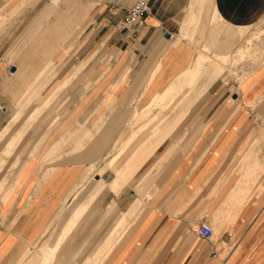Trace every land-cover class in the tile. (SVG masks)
Here are the masks:
<instances>
[{"label": "crops", "instance_id": "crops-1", "mask_svg": "<svg viewBox=\"0 0 264 264\" xmlns=\"http://www.w3.org/2000/svg\"><path fill=\"white\" fill-rule=\"evenodd\" d=\"M136 1L18 0L9 6V14H37L27 18L25 32L16 42L10 40V35L9 39L0 40V48H5L0 54V147L10 142V150H4L9 154L14 146H20L15 163L27 166L20 160L24 155L35 158L43 145L40 137H33L32 143L24 147L33 136L35 125L30 123L25 132H18L16 127L24 120L46 114L58 93L72 94L75 88L69 89L75 79L77 88L82 85L77 90L78 97H83L87 90V105L91 109L117 113L97 131L98 122L87 125L86 118L80 119L85 145L74 148L76 140L71 139L74 132L69 128L50 143L40 167L51 165L42 172L31 166L16 186L15 197L9 203V219L6 215V225L0 228V264L9 262L26 241L40 234L59 204L55 217L75 202L63 221L61 234L54 244L42 248L37 263L70 264L75 254L62 259L65 240L67 244L90 219L102 193L108 189L117 194L125 188L182 122L183 126L187 122V130L184 129L180 142L186 137L190 139L189 145L180 147L181 154L168 164L165 173L166 178L170 174L169 181L162 186L166 188L158 206L148 207L122 239L121 233L127 230L130 218L139 216L135 214L137 210H144L139 199H135L89 250L87 240L116 208L113 202L108 204L90 236L74 251L84 258L83 264H103L111 252L116 255L112 264H260L253 261L255 256L262 255L264 259V57L257 65H248L251 73L242 77L240 86L233 80L221 81L231 55L240 48L248 29L264 17V0H145L148 11L132 35L122 21ZM3 3L0 0V5ZM61 5L66 9L62 10ZM65 19L71 20L64 27ZM24 20L21 18L19 23ZM88 23L93 39L103 37L100 45H106L112 57L104 69L88 75L93 79L89 88V80H83L87 56L56 81L59 76L54 58L62 53L56 54V50L64 45L65 52L70 51L72 40ZM4 29L0 24V30ZM15 29L22 27L9 24L10 32ZM72 33L75 36L67 40ZM239 51L241 56L246 52ZM36 57L40 63L33 65ZM208 62L213 65L208 67ZM12 67H17L16 71ZM25 92H29L26 97ZM10 94L16 105L19 95L21 106L10 114L6 124ZM148 94L152 96L139 105ZM75 97L63 96L50 121L58 122L57 118L68 109L63 102H74ZM138 97L135 109L140 110L133 112V119L143 123L110 159L108 167L115 173L110 181L101 177L90 188H82L93 166L86 167L75 182L78 175L73 170L55 165L62 162L58 161L62 156L81 163L91 159L92 149L107 147L116 129L126 121L125 112L117 109L130 105L131 109ZM201 100L205 101L203 106L194 107ZM191 109L202 112V122H195V116L189 117ZM50 121L45 122L46 127ZM159 162L156 156L147 170L157 167ZM143 177L142 173L140 180ZM239 185L246 191L241 207L230 201L231 193ZM158 187L159 184L155 190ZM203 220L217 228L216 237L201 239L194 234V228ZM222 243L229 245L225 258L220 255L224 251L219 247Z\"/></svg>", "mask_w": 264, "mask_h": 264}, {"label": "rangeland", "instance_id": "rangeland-1", "mask_svg": "<svg viewBox=\"0 0 264 264\" xmlns=\"http://www.w3.org/2000/svg\"><path fill=\"white\" fill-rule=\"evenodd\" d=\"M1 1L4 3L0 5V14H1L0 24H2V27H5V29L0 30V40L9 39V35H10V40H13L14 42H16V40L18 39V36L25 32V29L23 28H25L26 24L28 23L26 22L28 21L27 18L28 17L32 18L33 16H36L37 14L29 15V16L9 14V6H11L12 3L13 4L16 3V1L18 0H12L10 4H9V0H1ZM48 1L50 0H42V3H45ZM61 8H63L62 10H65L66 6L61 5ZM21 18H25V20L24 22L19 23V20ZM70 20L71 19H65L64 27L67 26L66 23L69 22ZM12 23L15 24V27H22V29L21 30L15 29L14 31L10 32L11 30H9V24L12 25ZM75 33L76 31L74 32V34ZM74 34L72 33L70 37H68L67 40L75 36ZM76 36L72 40V48L70 49V51L65 52L64 45L63 47L58 48L56 50V54H60L62 52L60 55L54 58L55 64L58 66L57 75L59 76L56 81L62 80L63 77L67 75L70 68L74 67L78 63L79 60L87 56L86 63L88 67L86 69V73L84 75L83 80L84 79L89 80V85H88V88H89L92 84L93 79L87 78L88 75L90 77L93 72L101 71L102 69H104V67L107 66L108 64L107 63L108 58H111L112 55L108 54L106 45H100L103 37H99V38L96 37V40L93 39L94 35L92 33V27L90 26V23L87 24V26L85 27L82 33H79V35L77 37ZM186 41L192 43L193 40L192 41L186 40ZM263 44H264V17H262V19L257 24H255L253 27L248 29L244 38L240 42V48L233 55H231V60L226 65V68L228 70L226 69L224 75L221 78V81L226 79L225 81L231 82L233 80V81L238 82L240 86V84L242 83V80H241L242 77L249 76V74L251 73V70L248 69V65L249 66L257 65L264 57ZM4 49H5L4 47L0 48V54L2 50L4 51ZM241 49H244V51H246L245 54L242 56L239 54L240 53L239 50ZM95 50L97 51L96 54L94 53ZM250 60L253 62L251 63ZM32 63L33 65H38V63H40L39 58L38 57L34 58L32 60ZM48 64L50 66L55 65L54 63H48ZM211 64L213 65L212 62H208L207 66L210 67ZM8 69L9 68H6V72H8ZM16 69L17 67L14 68V71H16ZM51 80H53V78ZM73 81H74L73 83L74 85L71 86L69 89L71 91V88H75L72 94L69 95L68 93L66 95V93L65 94L58 93L59 95L57 96V98L54 99V102L50 105V108L47 110L48 112L46 114H44L43 116L37 117V118L32 117L28 120H24V123L21 126L16 127L18 132H19V129L22 132L24 129V132H25L26 130H28L27 128H29V125H31L30 123L35 125L32 128V131H33L32 133L34 134L31 137L30 141L25 143L24 147H27L29 144L32 143L31 141L33 137L35 138L40 137V140L41 141L43 140V145L41 146L38 152V155L35 158L34 157L31 158L29 156L27 157V155H24V157L20 160V161H23L24 164L26 163L27 166L25 165L22 166L21 165L22 162H20L19 164L15 163V154H16V151L20 149V146L18 145L14 146L12 149V152L9 154H6L4 150H10V147H11L10 142L2 144V148L0 147V228L1 226L6 225L5 223L3 224L4 218L6 217L5 220L9 219V203L15 197V193H16L15 188L20 183V181L23 180V178L26 176L31 166L33 165L34 168H38V171L40 170L39 172H42L43 169L46 170L48 166L51 165V164H45L44 166L40 167L43 156L46 153V150H48L50 143H52L54 139L56 140L59 136L61 137V135H63V133H65L67 129L70 128L72 132H74L73 136H70V137L71 139H73V141L76 140L74 142V148L75 149H77L78 147L81 148L83 144L85 145V143L83 142L84 137H81L82 131L84 130V128L79 123L80 119L86 118L87 125H90L94 122H98V123L100 122L99 125L98 123L95 125V129L97 131V129H99L98 127L104 125L105 122H109L110 118L114 117L117 113L116 111L110 112L109 110H106V111L101 110V108H99L98 110L91 109L92 106L87 105V100H86L87 90L85 91V94L83 95V97H78L77 90H79L82 85L80 84L79 88H77L76 86H77L78 79H75ZM80 81L81 80H79V83ZM6 85L9 88L10 79L6 81ZM33 88L34 86H32V88L30 89L32 90ZM30 89L29 91H31ZM28 94L29 92L25 94L24 97H26V95ZM71 95L73 97L76 96L74 102H71V103H68L67 101L63 102V104L67 103V106H68L66 113L63 116L61 115L57 118L58 122L50 121L53 118V116L57 113L56 108L57 106L61 105V102L63 101L62 100L63 96L65 99L66 98L68 99V97H71ZM151 96H152L151 94H148L147 96H145L144 102L140 103L139 105H143L144 103H146V101ZM18 97L19 95H16V101H17V105H16L13 102L12 95L11 94L9 95V100H8V104L6 107L9 118L6 121V124L9 123L10 121V114L15 109L16 110L14 114L17 111H19L21 102L20 100H18ZM139 97L137 98L136 103L131 107V109H128L131 105L122 106L119 109H117L119 112H125L126 121L123 122L121 126L116 129L117 131L111 137V139L113 138L114 139L109 143L107 147H104V149L102 148L103 150L92 149V153H90L89 144L91 145L93 144L94 140H92L89 142V144H87L88 145L87 150L91 154L90 156L91 159H85L81 163H76V162H72L71 160L67 161L69 159L66 158V156H62V158L58 160L62 162H60L59 164H55V165L60 166L62 168H67L69 170L70 169L73 170L74 173L78 175L75 182L78 180L81 173L86 169V167L93 166L92 171L87 175V178H88L86 180L87 183L84 184L82 188H87V187L90 188V186L96 183L97 179L101 177L107 182L110 181L111 178H113L115 175V173L111 171V169L108 167L109 166L108 163L110 159L116 153L119 152L120 148L125 143V140L127 139V137H129V135L133 131L137 130L138 126L141 123H143L141 122L142 120H138V123H137V121L133 119V112L136 110H140V109H135L136 106L138 105ZM203 102L205 101L204 100L199 101L197 104L194 105V107L198 105L199 107L203 106L204 104ZM98 107H102V106L99 105ZM201 114L202 112L199 109L197 110L191 109L188 115L189 117L191 116V118L192 116H195V119H194L195 122H202L203 117L201 116ZM143 118L144 117H142V119ZM49 121H50V125L46 127L45 122H49ZM186 124L187 122L183 126V122H182L173 131V133L169 136V138L159 147L155 155V157L158 156L160 158V162L158 163L157 167H153L151 170H147L148 165L155 159V157L151 158L150 161L147 160V162L142 166L141 168L142 171L137 173L134 176V178L128 183V185L125 188H123L121 191H119V193L115 194L114 192L108 189L102 193V195L97 200V203L95 204V207H94L95 209H94L93 214L90 216V219L87 222H84L81 227H79L77 234H75L73 238H71L70 241L67 242V244H66L67 239L65 240V246H63V248L61 249L63 260L69 259V257L71 256V253L73 252V254L75 255H72L74 257L71 259L70 264H83L84 258H82V256H79L74 250H76L79 245H82L85 239L87 240V238L90 236L93 228L98 223L97 221L98 217L102 216V213L105 212L108 204H111L113 202L116 205V208L114 212L112 213V215L108 217L109 219H107V221L98 230L94 232L93 236H91L87 240L89 242L88 244L89 250L93 248L95 244L101 239L103 234H105V232L108 230V228L112 224L113 219L116 218L118 214L125 212L135 199H139L141 203L140 207L141 208L143 207L142 209L144 210H142L141 212L140 210H137L135 214L139 216L137 217L133 216L130 218L129 220L130 223H129L127 230L122 231L121 233L122 239H123L124 233L126 231L131 230L132 227L135 226L138 217H140L141 214L145 213L146 212L145 210L148 209V207L158 206L159 201L161 200V198L164 197L162 196L163 195L162 193L164 192V189L166 188L162 186L167 184L169 181L168 177L170 174H168V177L166 178V173H165L166 171L169 170V168H167L168 164H170L173 159H175L177 156L181 154L180 147L183 146L186 148L189 145L188 141H190V139L188 140V138L186 137L182 143L180 142L181 140L180 138L183 135L184 129L187 130V127L185 126ZM3 133H5V131ZM91 138L93 139V136H91ZM180 143L182 145H180ZM94 144L96 143L94 142ZM171 146L172 148L168 150ZM142 173L144 177L142 180H140V175ZM138 180H140L141 182L138 188L139 190L138 189L136 190V188L138 187L136 186V183ZM157 184L160 185V187H158V191L155 190L157 189ZM239 186L240 187L237 190H234L231 193L230 201L232 203H237L241 207L242 204L244 203V198L246 197L245 195L246 191L243 190V187L241 185ZM75 204L76 203L74 202L73 205L67 206L64 210H62L55 217V214L59 211L58 209L60 208L59 207L60 204H59L56 210L54 211V213L49 218V220L46 222V224H44L40 234L34 240H30L29 242L26 241L21 246V248L18 249V251L13 254L12 259L9 262L4 263V264H17L18 262H21L22 264H37L40 258V254L42 252V248L46 247L47 245H52L55 243V241L57 240V236L61 234L62 229L65 225V223L63 224V221L70 214ZM6 215L8 216V219ZM45 228L46 230H44ZM214 231H215L214 237H216L218 233V230L216 227H214ZM118 244H119V239L115 244L114 252L117 250V247L119 246ZM69 247L72 248L73 251H70ZM219 247L220 248L222 247L224 249V251L220 255L222 258H225L227 255L226 253L229 249V245L222 243ZM25 252H27L26 253L27 255L23 256L22 254H24ZM236 252L239 253L240 248H238ZM111 253L106 258V260L103 262V264H112L113 258L116 257V255H114V253L113 254ZM253 261H255L256 263H260V264L264 263V259L262 255H256Z\"/></svg>", "mask_w": 264, "mask_h": 264}, {"label": "built area", "instance_id": "built-area-1", "mask_svg": "<svg viewBox=\"0 0 264 264\" xmlns=\"http://www.w3.org/2000/svg\"><path fill=\"white\" fill-rule=\"evenodd\" d=\"M148 11V3L145 0H137L127 10L122 21L123 27L132 35L138 31L140 20ZM194 234L201 239H209L214 234V229L211 223L203 220L197 228H194Z\"/></svg>", "mask_w": 264, "mask_h": 264}, {"label": "bare ground", "instance_id": "bare-ground-1", "mask_svg": "<svg viewBox=\"0 0 264 264\" xmlns=\"http://www.w3.org/2000/svg\"><path fill=\"white\" fill-rule=\"evenodd\" d=\"M5 136V135H4ZM6 139V138H5ZM2 142V141H1ZM5 142V141H4ZM9 148V147H8ZM6 152V151H5ZM17 156V155H16ZM133 163V162H132ZM131 164V163H130ZM132 165V164H131ZM214 229V228H213ZM214 233H215V231H214ZM214 235V234H213Z\"/></svg>", "mask_w": 264, "mask_h": 264}, {"label": "water", "instance_id": "water-1", "mask_svg": "<svg viewBox=\"0 0 264 264\" xmlns=\"http://www.w3.org/2000/svg\"><path fill=\"white\" fill-rule=\"evenodd\" d=\"M11 70L13 71V70H14V68L12 67V68H11Z\"/></svg>", "mask_w": 264, "mask_h": 264}]
</instances>
